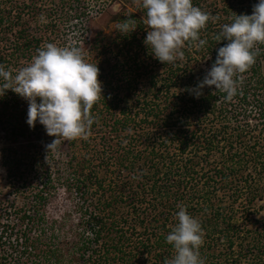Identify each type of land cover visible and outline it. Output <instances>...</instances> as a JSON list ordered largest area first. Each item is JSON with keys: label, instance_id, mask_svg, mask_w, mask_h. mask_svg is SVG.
Wrapping results in <instances>:
<instances>
[{"label": "trees", "instance_id": "1", "mask_svg": "<svg viewBox=\"0 0 264 264\" xmlns=\"http://www.w3.org/2000/svg\"><path fill=\"white\" fill-rule=\"evenodd\" d=\"M256 3L192 0L215 20L199 32L207 43H186L183 59L172 64L159 62L143 43L145 10L126 3L109 12L108 34L63 45L97 64L102 92L90 109L87 138H61L48 153L54 137L39 123L29 128L27 102L5 90L0 168L15 196H0V264H165L174 254L165 236L177 223L178 205L201 224L204 264H264V44L238 74L230 101L214 86L199 98L188 91L226 43L215 40L220 26L251 14ZM89 15L88 0H59L55 7L0 0V65L15 74L38 49L57 45L73 18L88 29ZM126 18L135 29L121 33L115 26ZM61 190L76 201L71 233L48 214ZM250 212L259 215L252 228Z\"/></svg>", "mask_w": 264, "mask_h": 264}, {"label": "clouds", "instance_id": "2", "mask_svg": "<svg viewBox=\"0 0 264 264\" xmlns=\"http://www.w3.org/2000/svg\"><path fill=\"white\" fill-rule=\"evenodd\" d=\"M139 6L145 10L144 23L148 29L143 43L162 64L183 59L186 43H195L197 48L207 43L200 39L199 32L215 17L194 6L192 0H139ZM115 27L121 33L135 29L132 18ZM215 40L226 43L216 49L211 67L188 91L199 98L205 87L214 86L225 94V101H230L237 92L238 74L255 63L257 45L264 44V0H257L251 14H235L229 23L222 24ZM98 75L97 64L87 63L80 49L48 43L15 74L0 65V97L10 89L27 102L29 128L39 123L48 136L54 137L45 145L48 153L61 138H87L94 122L90 109L102 92ZM178 208L177 223L165 236L174 254L165 264H204L198 251L202 244L201 224L183 205Z\"/></svg>", "mask_w": 264, "mask_h": 264}, {"label": "rangeland", "instance_id": "3", "mask_svg": "<svg viewBox=\"0 0 264 264\" xmlns=\"http://www.w3.org/2000/svg\"><path fill=\"white\" fill-rule=\"evenodd\" d=\"M47 1L48 4L51 6L55 7V5L58 4L59 0H45ZM89 2V9H90V22L87 24L88 29L86 26H80V22H77L73 18L72 21H69L71 24L74 23L73 25H68L64 29V33L59 37V40H57V45L59 47H62L66 43H72L74 40L77 41H85L89 42V38L96 35L98 31L104 30L107 34L110 32L109 29L112 27L114 28L113 24H110L109 18L111 13H116L118 12L123 3H126L127 8H132V9H138L140 8L139 6V0H130L131 3H128L126 0H88ZM85 21V20H84ZM83 23V22H82ZM83 45V44H82ZM66 46V45H65ZM71 47V46H67ZM2 147V144H0V148ZM1 155V152H0ZM0 196H3L4 199H9L13 198L15 194H13V188L11 184H9L8 181L5 180V171L0 168ZM210 189V188H207ZM240 202V201H239ZM238 202V203H239ZM76 201L72 200V198L69 196L67 192L64 190H61L60 196L57 198H54L51 201L50 207L48 209V214L51 218H53L55 221L58 222V227L64 229L66 232L71 233L68 231L70 229L72 223H77V219L79 218V215L75 213L73 210V207L75 206ZM70 214L69 221L68 223L64 226L63 224V219L66 217V213ZM241 213L240 210H237L235 212V220L240 224L245 223V220L243 218V214ZM251 213V212H250ZM67 214V215H69ZM259 215H257L258 217ZM257 217L254 214L249 215V227H254L255 219ZM247 223V222H246ZM75 227V224L73 226V229ZM71 230V229H70Z\"/></svg>", "mask_w": 264, "mask_h": 264}]
</instances>
